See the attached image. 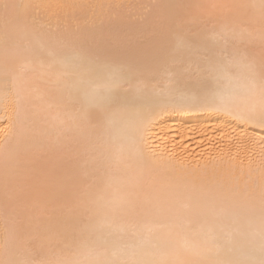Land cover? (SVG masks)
Segmentation results:
<instances>
[{
  "label": "bare ground",
  "instance_id": "bare-ground-1",
  "mask_svg": "<svg viewBox=\"0 0 264 264\" xmlns=\"http://www.w3.org/2000/svg\"><path fill=\"white\" fill-rule=\"evenodd\" d=\"M0 264H264V0H0Z\"/></svg>",
  "mask_w": 264,
  "mask_h": 264
},
{
  "label": "snow or ice",
  "instance_id": "snow-or-ice-1",
  "mask_svg": "<svg viewBox=\"0 0 264 264\" xmlns=\"http://www.w3.org/2000/svg\"><path fill=\"white\" fill-rule=\"evenodd\" d=\"M0 7H2L4 9V14L6 17L12 16L15 13V10L19 7L16 4H8V3H4L2 5H0ZM262 115H264V108H262Z\"/></svg>",
  "mask_w": 264,
  "mask_h": 264
}]
</instances>
